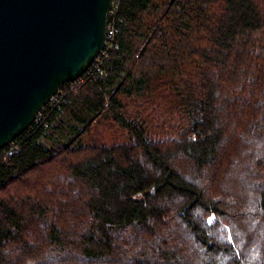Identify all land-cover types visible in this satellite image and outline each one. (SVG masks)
Listing matches in <instances>:
<instances>
[{
	"label": "trees",
	"instance_id": "obj_1",
	"mask_svg": "<svg viewBox=\"0 0 264 264\" xmlns=\"http://www.w3.org/2000/svg\"><path fill=\"white\" fill-rule=\"evenodd\" d=\"M118 15L100 71L0 149V264H264V0Z\"/></svg>",
	"mask_w": 264,
	"mask_h": 264
},
{
	"label": "water",
	"instance_id": "obj_2",
	"mask_svg": "<svg viewBox=\"0 0 264 264\" xmlns=\"http://www.w3.org/2000/svg\"><path fill=\"white\" fill-rule=\"evenodd\" d=\"M112 0H0V149L102 49Z\"/></svg>",
	"mask_w": 264,
	"mask_h": 264
},
{
	"label": "built area",
	"instance_id": "obj_3",
	"mask_svg": "<svg viewBox=\"0 0 264 264\" xmlns=\"http://www.w3.org/2000/svg\"><path fill=\"white\" fill-rule=\"evenodd\" d=\"M119 23L120 17L118 15V0H112L107 14L105 42L102 49L78 78L64 82L65 85L64 83L60 85L56 92L50 96L46 103L37 112L33 121L27 127L28 129L35 128L38 125L42 127L47 126V115L52 110L61 106V103L65 100L64 97L67 91L78 88L84 83L87 77L93 75L94 71H100V65L104 61V59L108 58L110 52L118 48L119 46ZM14 139L7 143L4 147H2L4 148V152L9 153L11 151H17L19 149L18 144Z\"/></svg>",
	"mask_w": 264,
	"mask_h": 264
},
{
	"label": "rangeland",
	"instance_id": "obj_4",
	"mask_svg": "<svg viewBox=\"0 0 264 264\" xmlns=\"http://www.w3.org/2000/svg\"><path fill=\"white\" fill-rule=\"evenodd\" d=\"M133 116L137 117V115L135 114V111H137V109H131ZM110 125V124H109ZM109 125H106V126H100V129H101V132H102V135L105 136V137H112V135H114L115 133H117L116 129V126L115 124L113 123V126L112 127H109ZM221 171H218V173L220 174Z\"/></svg>",
	"mask_w": 264,
	"mask_h": 264
}]
</instances>
